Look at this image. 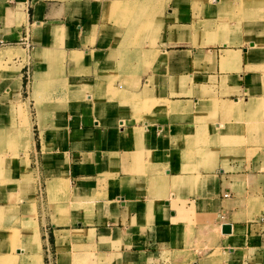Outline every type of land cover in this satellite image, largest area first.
Wrapping results in <instances>:
<instances>
[{"label": "crops", "instance_id": "0c3cea01", "mask_svg": "<svg viewBox=\"0 0 264 264\" xmlns=\"http://www.w3.org/2000/svg\"><path fill=\"white\" fill-rule=\"evenodd\" d=\"M24 40L0 264H264V0H0V54Z\"/></svg>", "mask_w": 264, "mask_h": 264}, {"label": "rangeland", "instance_id": "374dc122", "mask_svg": "<svg viewBox=\"0 0 264 264\" xmlns=\"http://www.w3.org/2000/svg\"><path fill=\"white\" fill-rule=\"evenodd\" d=\"M22 43H23V45L21 46L22 50L19 51L20 53H18V52L15 53L14 59L10 58V56H11L10 54H6V53H3L4 55L0 54V67H2V64H4L1 62L4 60V58H8V60H9V62H6V64H4L5 67H6V65H8L11 62H14V63H11L12 65H16V63L23 64V67H24L23 68V71H24L23 75H24L25 81L28 82L29 78H30L29 66H30V61H31V45L26 40L22 41ZM15 61H17V62L15 63ZM250 105L252 106V104H250ZM254 105L257 108H259V107L264 108V102L263 101L262 102L258 101ZM238 107L239 106L237 104H235L233 109L236 111L238 109ZM262 119L264 120V115L262 116ZM53 260H54V258L51 254V250L45 248V264H51L53 262Z\"/></svg>", "mask_w": 264, "mask_h": 264}, {"label": "water", "instance_id": "95a60500", "mask_svg": "<svg viewBox=\"0 0 264 264\" xmlns=\"http://www.w3.org/2000/svg\"><path fill=\"white\" fill-rule=\"evenodd\" d=\"M230 232V227L229 226H223L222 227V233L223 234H229Z\"/></svg>", "mask_w": 264, "mask_h": 264}]
</instances>
